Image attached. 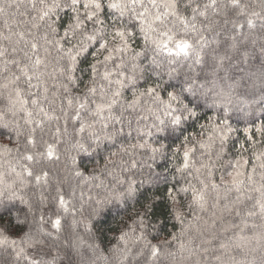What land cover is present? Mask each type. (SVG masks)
<instances>
[{
    "label": "snow or ice",
    "instance_id": "snow-or-ice-1",
    "mask_svg": "<svg viewBox=\"0 0 264 264\" xmlns=\"http://www.w3.org/2000/svg\"><path fill=\"white\" fill-rule=\"evenodd\" d=\"M0 264H264V0H0Z\"/></svg>",
    "mask_w": 264,
    "mask_h": 264
},
{
    "label": "trees",
    "instance_id": "trees-1",
    "mask_svg": "<svg viewBox=\"0 0 264 264\" xmlns=\"http://www.w3.org/2000/svg\"><path fill=\"white\" fill-rule=\"evenodd\" d=\"M118 223H119V221H114V222H112L111 223V227L113 228V229H115V228H117L118 227ZM114 235V233H109V237L111 238L112 236Z\"/></svg>",
    "mask_w": 264,
    "mask_h": 264
}]
</instances>
